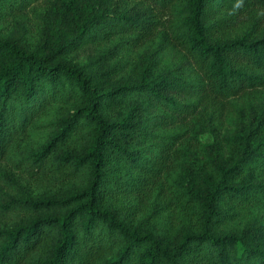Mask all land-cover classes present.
Segmentation results:
<instances>
[{"label":"trees","instance_id":"16d2710c","mask_svg":"<svg viewBox=\"0 0 264 264\" xmlns=\"http://www.w3.org/2000/svg\"><path fill=\"white\" fill-rule=\"evenodd\" d=\"M0 214V264H264V0H0Z\"/></svg>","mask_w":264,"mask_h":264},{"label":"rangeland","instance_id":"374dc122","mask_svg":"<svg viewBox=\"0 0 264 264\" xmlns=\"http://www.w3.org/2000/svg\"><path fill=\"white\" fill-rule=\"evenodd\" d=\"M4 36H7L9 38H19L22 35V28L21 26H16L10 24L7 28L3 31ZM151 47L149 49L143 48L142 53H147L150 51ZM108 51L109 46H86L82 49L66 53L62 55V59L70 62V63H78L80 65H85L87 69H89L91 72L95 71L99 65L100 60L102 59L103 55L105 54L106 59L108 60ZM139 53V52H138ZM137 53V54H138ZM132 58L134 55H131ZM140 55L137 56V59L134 57V61L140 62ZM113 61L109 60L108 64H112ZM129 67H125L124 70L121 72V74L126 76L125 74L128 73ZM119 79V76H113L111 78L112 81H115ZM226 127V126H224ZM222 128L219 132L215 133L214 131H209L206 129V132L202 135V140L205 142H212L214 140H217L218 138L222 137V135L226 132H232L233 129L227 127ZM11 175L14 177L13 182L10 183L8 188H6V193L8 195H14L19 197H25V196H34L40 193L41 183L32 182V177H30L27 173L20 172L19 170H16L15 168L11 169L10 171ZM11 215H1L0 214V226H6L9 225L14 219L11 218Z\"/></svg>","mask_w":264,"mask_h":264}]
</instances>
